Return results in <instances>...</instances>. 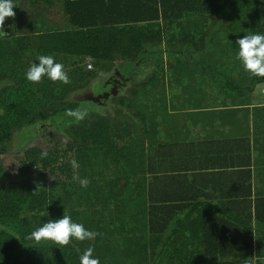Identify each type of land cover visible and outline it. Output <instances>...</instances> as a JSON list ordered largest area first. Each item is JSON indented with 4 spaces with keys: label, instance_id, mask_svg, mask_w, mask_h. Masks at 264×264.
<instances>
[{
    "label": "trees",
    "instance_id": "obj_1",
    "mask_svg": "<svg viewBox=\"0 0 264 264\" xmlns=\"http://www.w3.org/2000/svg\"><path fill=\"white\" fill-rule=\"evenodd\" d=\"M21 1L32 12L49 0H15L16 5ZM47 3L45 9H55ZM61 9L66 22L61 27L30 19L21 34L17 28L23 22L14 25L6 17L10 33L0 35V264H79L89 246L99 264H146L157 256L146 250L158 246L177 249L179 254H169L167 262L194 257L211 263L227 253L246 259L251 220L264 222V197L251 200L249 177L238 199L234 189L199 187L203 183L195 172L204 171L213 183L223 178L216 173L230 166L249 167L248 154L244 165L236 164L227 156L231 152H217L222 147L214 143L174 140L176 132H163L166 106L161 118L153 114V125L135 126L132 120L140 115L134 118V109L123 100L114 120L81 108L77 97L92 90L101 99L100 85H85L95 77L82 68L87 62L106 72L119 61L116 73L126 72L127 85L139 79L127 90L130 98L137 99L140 88L143 100L147 89L164 88L166 78L176 79L193 63L214 87L195 98L197 105L245 106L264 76L244 69L235 41L264 34V0H64ZM13 13L19 12L15 8ZM46 54L63 65L67 82L25 78L29 66ZM35 128L43 130L37 141L19 154L9 153L15 132ZM8 159L14 163L5 166ZM82 178L87 179L84 187ZM215 193L224 200L220 204L212 201ZM199 213L228 219L240 213L245 221L226 224L244 231L218 244L212 234L189 237L184 216ZM62 214L97 235L63 246L29 238L42 222ZM184 246L206 253L181 255Z\"/></svg>",
    "mask_w": 264,
    "mask_h": 264
},
{
    "label": "crops",
    "instance_id": "obj_2",
    "mask_svg": "<svg viewBox=\"0 0 264 264\" xmlns=\"http://www.w3.org/2000/svg\"><path fill=\"white\" fill-rule=\"evenodd\" d=\"M47 2H52V6L55 9L49 11L45 9V6H50ZM63 2L64 0L45 1L44 3H40L39 9L30 12L35 15L33 19L37 20L41 26L50 23L55 27H61L66 24L61 9ZM32 22L34 21L32 20ZM22 25L23 27L18 26L17 29L25 30L27 24L24 22ZM260 85H264V83L254 86L251 94L248 96V103L245 106H166L167 122L165 130L163 127V132H176V139L174 136V140L187 144L202 141L214 143L213 146L216 149L222 147V149L219 148L217 152H219V150L231 152L227 153V156H231L236 164L239 163L244 165L247 161L245 160V156L247 158V154L249 155V167L230 166L225 169V173H216V177L223 178L213 183L208 180L209 177L212 176L205 175L204 171H196L195 174L203 183V185L199 184V187H205L208 190L215 188L217 191L234 189L235 197L240 199L241 197L239 196L244 191L243 184L248 180L247 177H249V183L247 182V184L251 192V200L255 197H264V89L261 90V88H258ZM182 122L183 124H181ZM179 133L181 135H179ZM168 137H170V135ZM217 157L220 156L218 155ZM199 195L201 194L199 193ZM214 198L217 200L212 201L216 204H220L218 202L224 201L220 199L218 193H215ZM238 199L234 202H239ZM204 200L208 202L207 199ZM199 204L204 205L202 203ZM224 216L218 213L211 214V216H207L205 213L184 216V219L185 217L186 219L183 221L188 222L185 233L188 232L189 237H194L197 234H212L216 236L215 242L218 244V242H226L228 238H232L233 235H236L239 231H244L243 227L236 226L239 223L233 225L236 226V229L230 228L226 224V220L229 219V224L245 221L242 214H234V216H230L229 219L227 216ZM261 219L264 220V208L261 213ZM212 222L214 225H210ZM196 224L197 228H195ZM251 226L252 234L250 239L252 248L250 255L244 260H238V258H234L232 253H227L224 257L221 255L211 263L202 262V259H200L201 262L194 261V257L184 258L181 261L174 258L172 262H167L169 254H179L176 252L177 249L158 246L154 249L149 248L146 250V253L150 256L151 254L157 255L156 257L152 255V261L146 264H264V222L259 224L251 220ZM208 230H210L211 233H209ZM260 237L263 239L262 242L259 240ZM197 249L199 251H196ZM202 249L203 248L184 246L179 252L181 255L188 253H206V251ZM141 251L144 252V249ZM218 253L220 252L218 251Z\"/></svg>",
    "mask_w": 264,
    "mask_h": 264
},
{
    "label": "rangeland",
    "instance_id": "obj_3",
    "mask_svg": "<svg viewBox=\"0 0 264 264\" xmlns=\"http://www.w3.org/2000/svg\"><path fill=\"white\" fill-rule=\"evenodd\" d=\"M13 9L15 10V8ZM16 10L19 13H14V15L12 16V21L15 23L14 25H21L22 22L24 23L27 20L29 21L30 18H32V21L33 17L35 16L33 13L30 12L29 6L27 3H25V1L18 2ZM19 14L21 15V17ZM4 22H6V18ZM21 26L23 27V25ZM9 29L10 28L8 23H4V25L2 26V30H4V32L6 33L4 35L10 33ZM20 31L23 30H19V33L23 34ZM118 64L119 61H115L114 63L108 65L105 70L106 72L96 70L93 65H91V69H88V62L84 64L82 68H84L85 71L90 72V74L94 73L95 75V77L89 82H85L86 87H90L91 89L95 83H97V85L102 84V82L108 76H110L113 72L116 71V67L118 66ZM190 66L191 68L188 69L187 72L183 70L181 73L178 74V77L176 79L170 80L166 78L164 88H157L154 91L147 89L148 97H146V100H143V98H141L143 94L140 88L138 90L139 97L137 99H131L128 94V91L133 88L135 83H138V79L135 81L133 80L131 83H129L125 87V89L122 90L119 96L115 95L109 96L107 98L101 97L100 100L98 99L99 97L96 98L95 93L93 94L92 90L89 89L90 92L88 91V93H84V96L77 97L78 105L85 110H91L98 114L100 112H103L102 115H104L105 117L117 120L118 114L122 112L119 109V106L121 101L123 100L122 102H124V104L128 103L130 106H132V109H134L133 112H130L131 115L133 114L134 118L136 114L138 116L140 115L138 118L132 120L135 126L146 124L153 125V114H155L156 116L158 114V118H161L163 106H199L196 104L195 98L198 97L200 94L212 92L214 87H212L211 85L208 86L206 84V80L200 75L198 67L193 63L190 64ZM135 71L137 72V70ZM140 72L142 71H138L136 74L140 75ZM125 73L126 72L121 73V78H126L127 74ZM258 88H261V90H263L264 85H260ZM134 113L136 114L134 115ZM158 118L157 121H155L156 124L158 123ZM50 122L52 123V120H48L47 124H50ZM54 123L56 124V126L58 125L57 122ZM41 130L42 129L40 128H35L34 130H32V132L31 130L15 132L11 144L8 146V150H10L9 153L19 154L20 152H22L25 148H27L39 139L43 131ZM63 132L64 131H62V133ZM4 161L6 162L4 163L5 166L9 165V163H14L11 159Z\"/></svg>",
    "mask_w": 264,
    "mask_h": 264
},
{
    "label": "clouds",
    "instance_id": "obj_4",
    "mask_svg": "<svg viewBox=\"0 0 264 264\" xmlns=\"http://www.w3.org/2000/svg\"><path fill=\"white\" fill-rule=\"evenodd\" d=\"M15 0H0V29L4 25L6 17L14 15L12 9L16 7ZM6 34L0 30V35ZM238 47L237 58L244 69L253 76H264V34L251 33L243 35L235 41ZM38 62L32 63L25 72V78L31 82H38L42 76H47L52 81L67 82V74L63 65L54 62L50 54L40 55ZM76 116L77 113L69 112ZM46 153H41L43 157ZM80 186L87 184V179L79 180ZM97 233L86 229L83 224L74 222L68 214H62L58 218H50L42 222L31 231L29 238L39 242L50 241L53 244L67 245L70 239L85 241L94 239ZM79 264H99V258L93 255V248L87 247L79 257Z\"/></svg>",
    "mask_w": 264,
    "mask_h": 264
},
{
    "label": "flooded vegetation",
    "instance_id": "obj_5",
    "mask_svg": "<svg viewBox=\"0 0 264 264\" xmlns=\"http://www.w3.org/2000/svg\"><path fill=\"white\" fill-rule=\"evenodd\" d=\"M110 79H115V80L118 81V83L114 85V90L117 92L116 95L119 94V93H121L122 90L127 86V84H126V81H128L127 78H121L120 74L118 75V74L116 73V71L113 72L110 76H108V77L102 82V84H99V85H100V86L105 85ZM111 84H113V82H111ZM110 92H111V91H110Z\"/></svg>",
    "mask_w": 264,
    "mask_h": 264
},
{
    "label": "water",
    "instance_id": "obj_6",
    "mask_svg": "<svg viewBox=\"0 0 264 264\" xmlns=\"http://www.w3.org/2000/svg\"><path fill=\"white\" fill-rule=\"evenodd\" d=\"M113 82V84H111ZM118 81L115 79H110L105 85L100 86L98 90V95L100 97H109V96H115L116 91L114 90V85L117 84ZM111 91V92H110Z\"/></svg>",
    "mask_w": 264,
    "mask_h": 264
},
{
    "label": "built area",
    "instance_id": "obj_7",
    "mask_svg": "<svg viewBox=\"0 0 264 264\" xmlns=\"http://www.w3.org/2000/svg\"><path fill=\"white\" fill-rule=\"evenodd\" d=\"M87 68H88V69H89V68L91 69V65H90V64H88Z\"/></svg>",
    "mask_w": 264,
    "mask_h": 264
}]
</instances>
